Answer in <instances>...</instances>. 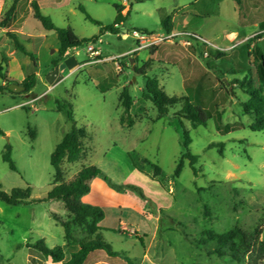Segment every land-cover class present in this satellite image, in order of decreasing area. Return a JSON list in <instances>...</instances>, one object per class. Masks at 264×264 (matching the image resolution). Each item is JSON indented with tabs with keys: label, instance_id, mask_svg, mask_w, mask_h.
<instances>
[{
	"label": "rangeland",
	"instance_id": "374dc122",
	"mask_svg": "<svg viewBox=\"0 0 264 264\" xmlns=\"http://www.w3.org/2000/svg\"><path fill=\"white\" fill-rule=\"evenodd\" d=\"M35 1L55 28H70L81 39L97 37L100 42L93 47L100 59H117L121 70L112 62L89 64V44L71 50L54 65L58 57L56 32L45 31L33 18L29 2L19 1L10 29L0 28V65L11 84L31 74L36 82L31 95L0 94V190L10 193L29 188L32 199L46 197L53 181L50 155L71 130L70 111L75 126L84 128L88 139L83 140L86 158L64 165L67 179L82 166H96L113 184L134 185L124 182L132 177L133 163L152 175L146 161L160 169L155 181L173 198L172 206L155 216H145L137 205L132 211L106 209L99 226L107 230L102 233L103 241L119 255L115 264H236L227 257L207 255L214 244L199 242L205 231L223 234L235 226L259 231L264 238V130H250L254 119L244 114L242 106L248 96L234 84L247 78L257 85L258 61L254 62L249 46L264 35H257L259 26L264 25V0H133L120 16L123 25L117 34L104 27L114 24L117 9L124 8L122 0ZM11 2L0 0V21ZM79 6L98 24L88 21ZM166 18L183 34L154 48L136 50L131 32L165 37L161 23ZM9 30L16 31L31 58L13 50L6 37ZM232 32L241 37L257 36L229 49ZM185 33L193 36L185 37ZM180 42H187L190 48ZM258 48L264 53V42ZM130 50L127 63L122 53ZM130 59H135L133 66ZM149 60L147 76L156 78L167 96L184 97L208 116L206 124L196 128L181 119L190 139V153L198 160L195 172L185 160L177 178L173 172L185 150L175 114L183 102L155 121V107L142 98L144 77L134 71ZM124 88L133 100L131 128L119 121L122 108L118 98ZM29 131L34 133L33 139ZM217 144L223 145L222 149ZM7 145L17 172L2 160ZM141 189L154 202L155 190ZM52 214L65 216L61 202L30 206L0 203V264H28L25 245L40 240L50 248L62 247L63 229ZM123 229L132 234L123 233Z\"/></svg>",
	"mask_w": 264,
	"mask_h": 264
},
{
	"label": "trees",
	"instance_id": "16d2710c",
	"mask_svg": "<svg viewBox=\"0 0 264 264\" xmlns=\"http://www.w3.org/2000/svg\"><path fill=\"white\" fill-rule=\"evenodd\" d=\"M19 1L29 2L32 9V16L37 20L45 31H55L58 41V57L53 62L56 65L61 61L69 52L78 47L95 44L98 41L97 37H91L88 39H81L77 37L70 28L58 29L52 24L49 17L42 14L38 3L35 0H12L8 10L3 14L0 21V28L10 29L12 21L16 17L17 4ZM83 13H85L86 19L94 24H98L93 20L85 10L78 7ZM118 14L115 22L112 26L104 27L105 31H110L113 34L118 33V28L114 25L121 22V9H117ZM162 28L167 34L172 31V23L169 18H166L162 23ZM264 33V25L260 26L261 35ZM255 35V37L257 36ZM6 37L10 40L13 50L15 52H21L23 55L30 57V54L25 49L24 45L19 41L16 31L9 30L6 32ZM153 53V52H151ZM135 54V53H134ZM133 54V55H134ZM154 54V53H153ZM129 57V56H127ZM123 57L128 63V58ZM2 60L7 62V59L3 56ZM258 63L256 64V80L257 85L254 86L251 80L244 78L240 82H234L238 85L242 92L248 96L246 102L242 103L243 112L245 115L253 116V123L250 125V130L253 132H260L264 130V54L257 56ZM135 64V60L133 61ZM151 60L147 61L142 67L134 71L144 77V89L142 98L153 104L156 109L157 116L155 121L161 120L167 114L170 108H173L181 101L182 108L175 114L178 118V124L183 137V148L185 152L180 156L177 161L175 170L173 172V178L179 177L184 166V161H188L190 168L195 172V165L197 164L198 157L191 154L189 150L190 139L188 132L184 129L181 119H186L191 122L193 128L199 125H205L207 121V114L197 108L193 107L189 101L184 98H176L167 96L162 88L159 86V82L154 77L147 76V72L151 69ZM0 78L2 84L0 86V94L8 93L31 95V91L35 86V75H28L21 83L20 86L24 87V91L15 93L8 89L11 82L8 80L6 73H3V68L0 65ZM221 86L224 84L221 82ZM119 103L122 108L119 121L121 125H126L131 128L134 125L130 110L133 105V100L127 90L124 88L119 94ZM67 119L73 125L71 130L66 133L61 141L55 146L49 159V163L53 169V181L51 188L48 191L45 198L32 199L30 195V189H13L10 193H5L0 190V203L7 206H30L33 204L46 203L49 201H59L62 203L65 210V216L61 217L57 214H52V219L60 225L63 229L64 244L67 249H70L68 258H66L64 249L61 246L47 247L43 240H40L34 244H27L28 247L34 249L42 258L51 259L53 263L61 264H85L88 256L97 251H101L106 254L107 258L114 260L118 258V253L114 252L110 245L106 244L102 239V233L107 231L100 227V223L104 218V213L101 208L91 206L83 203L82 198L90 192V183L92 180L100 178L109 188L120 194H133L138 197L140 202L144 204L145 212L148 214L162 213V210H156L153 202L146 197L141 188L134 185H115L110 182L107 177L96 166H82L81 169L70 179H67L65 164H74L83 161L86 158L83 140L88 139V134L84 128H77L75 121L70 113L67 112ZM31 138L33 139L34 133L29 131ZM0 135L3 133L0 131ZM221 147L223 145L217 144ZM215 145H210L213 147ZM222 154V150L220 151ZM2 160L11 171L17 172L14 163L11 160V148L6 146L2 154ZM149 167L152 168L153 173L142 171L134 163V167L137 171L148 175L151 179L160 175V169L155 165H150L146 161H143ZM205 215L209 216V209L204 206ZM137 236V235H136ZM146 237V236H143ZM137 239L145 249L143 239L137 236ZM210 242L214 244L212 250H207V255H217L219 258L227 257L236 264H262L264 260V238H260L259 231L248 232L243 230L239 226H235L223 234H217L214 231H205L203 238L199 244ZM75 248V249H72ZM125 261L130 263L128 259Z\"/></svg>",
	"mask_w": 264,
	"mask_h": 264
},
{
	"label": "crops",
	"instance_id": "0c3cea01",
	"mask_svg": "<svg viewBox=\"0 0 264 264\" xmlns=\"http://www.w3.org/2000/svg\"><path fill=\"white\" fill-rule=\"evenodd\" d=\"M121 14L124 15V13H121ZM260 26H259V28H260ZM175 32L176 31H175L174 27H172L171 33H175ZM263 34H261V35H263ZM251 36H252L251 34H247V35H243L241 37V35H239V34L237 35V33H235V32L230 33L228 35V40H229V42H231V46L229 48L239 46L240 44L244 45V44L250 42L252 40V39H249V38H251ZM240 37H241V39H239ZM262 42H264V35L255 39L254 45L249 46V47L253 48V60L255 63L257 60V56L264 54V53H260L259 48H258V44L262 43ZM180 45H181V42H180ZM188 48H190V47H188ZM131 52H132L131 50L126 51V52H123L122 55L126 54L127 56H129V55L131 56L132 55ZM134 60L135 59H130V61H132V62ZM255 70H256V67H255ZM24 79H25V77H22L20 79V81L17 82L16 84L20 85V83ZM2 84H5V83H2ZM36 98L37 97H33L32 100H35ZM132 166H133L132 173H131L132 177L130 180H126L124 182L127 184L138 185L139 187H141L143 189L145 186L148 189L153 188L155 190L154 195L156 196V198L154 197V195H152V198L154 197L155 203L154 202L153 203L157 207V210L169 209L173 204V198L166 191H164L162 189V186L159 183L158 184L156 183L157 181L151 179L148 175L139 174V172L135 169L133 164H132ZM91 189H93L92 192H91ZM148 189L145 192L146 195H149ZM82 201H83V203H85L84 201H86L87 202L86 204H89V205L93 204L91 206H96V207L101 208L104 215L106 214L105 213L106 209L117 210V211H121V210L132 211L136 207V209H141L142 214H144L145 216H155L152 214H147L145 212V209H144V204L137 202L130 194H120V193L114 192V190L109 188L108 185L102 179H94L91 181L90 192L82 198ZM135 205H137V206H135ZM119 213L121 214L122 212H119ZM124 232L126 234H130V235L132 234L131 232L130 233L126 232V230L123 229V233ZM134 234H135V236L136 235L138 236L137 232ZM25 247L27 249L26 262L28 264H61V263H53L51 261V259H44L31 247H28L27 245H25ZM62 247L64 249V253H65L66 258H68L69 252L67 253V250H66L67 248L65 247V244H63ZM115 263H116L115 259L111 260V259L107 258L106 254L101 252V251L91 253L85 262V264H115Z\"/></svg>",
	"mask_w": 264,
	"mask_h": 264
},
{
	"label": "built area",
	"instance_id": "2783aa9c",
	"mask_svg": "<svg viewBox=\"0 0 264 264\" xmlns=\"http://www.w3.org/2000/svg\"><path fill=\"white\" fill-rule=\"evenodd\" d=\"M130 1L133 0H122L123 6L124 8L122 9L121 13H126V6L129 4ZM123 25V22H119L118 24H115L114 27L115 28H120V26ZM183 33H170L167 34L165 37L162 36H154L152 34H146V33H137L136 31H132L131 32V36L136 40V44H137V49L136 50H142V49H151L154 48L156 46H158L160 43L165 42V41H169L173 38H179ZM185 37H192L193 35L191 33H185L184 34ZM255 36L252 35L251 38H254ZM249 38V39H251ZM201 43L206 44V45H210L206 40L199 38ZM97 42H100V40H98ZM181 45L183 47H189V44L187 42H181ZM215 51H221L222 49L218 48V47H213ZM233 48V47H231ZM229 48V49H231ZM87 52H88V57H89V64H98V63H104V62H112L115 63L117 70H121V66L119 65V63L117 62L118 60L115 58H107L104 60L100 59V53L98 50H96L93 47V44H89L87 46ZM123 57H127L126 56H122ZM204 57H208L207 52H204Z\"/></svg>",
	"mask_w": 264,
	"mask_h": 264
},
{
	"label": "water",
	"instance_id": "95a60500",
	"mask_svg": "<svg viewBox=\"0 0 264 264\" xmlns=\"http://www.w3.org/2000/svg\"><path fill=\"white\" fill-rule=\"evenodd\" d=\"M131 65L133 66V62L130 61ZM8 89L12 92H15V93H19V92H22L24 91V87L20 86V85H17V84H10L8 86Z\"/></svg>",
	"mask_w": 264,
	"mask_h": 264
}]
</instances>
